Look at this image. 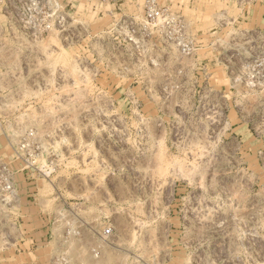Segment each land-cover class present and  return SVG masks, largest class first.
Segmentation results:
<instances>
[{
	"label": "rangeland",
	"instance_id": "1",
	"mask_svg": "<svg viewBox=\"0 0 264 264\" xmlns=\"http://www.w3.org/2000/svg\"><path fill=\"white\" fill-rule=\"evenodd\" d=\"M60 1L0 41V264H264V0Z\"/></svg>",
	"mask_w": 264,
	"mask_h": 264
},
{
	"label": "built area",
	"instance_id": "2",
	"mask_svg": "<svg viewBox=\"0 0 264 264\" xmlns=\"http://www.w3.org/2000/svg\"><path fill=\"white\" fill-rule=\"evenodd\" d=\"M72 1V0H69ZM88 2L114 4L118 0H87ZM44 3L49 5L50 15L39 19L38 12L44 8ZM60 0H0V41L5 39L7 29H26L31 38L39 39L43 37V32L53 29L55 26L60 31L65 30L69 19L65 10L67 6L62 7ZM144 18L152 28H155L164 38H169L171 31L178 28L181 31L184 28L181 20L164 16V10L157 0H145L143 5ZM53 19L50 23L49 20ZM181 29V30H180ZM22 31V30H21ZM183 34L179 37L178 46L182 45ZM184 46H182L183 48ZM14 185L12 174L5 164L0 162V196L4 204L10 203L14 197ZM9 199H8V198ZM110 230H105L104 234H109ZM56 262L65 264L64 258H57Z\"/></svg>",
	"mask_w": 264,
	"mask_h": 264
}]
</instances>
